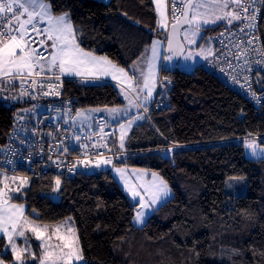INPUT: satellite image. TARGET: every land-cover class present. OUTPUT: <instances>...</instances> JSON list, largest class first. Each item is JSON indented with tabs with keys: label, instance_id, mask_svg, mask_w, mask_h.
Segmentation results:
<instances>
[{
	"label": "trees",
	"instance_id": "1",
	"mask_svg": "<svg viewBox=\"0 0 264 264\" xmlns=\"http://www.w3.org/2000/svg\"><path fill=\"white\" fill-rule=\"evenodd\" d=\"M45 1L54 15L70 14L82 49L132 74L153 41L166 38L153 0ZM226 26L209 27L207 35ZM203 64L193 72L164 69L162 103L132 130L126 145L130 154L117 162L157 171L174 191L145 226L134 225L139 204L133 205L110 170L44 176L14 200L27 204L29 217L43 224L73 218L87 264H264V159H248L239 142L252 137L264 145V102L256 108ZM65 90L78 113L125 103L112 82L66 78ZM17 110L11 101H0L1 142ZM170 147L172 157L164 156ZM57 178L61 183L55 190ZM52 193L60 194L62 203L44 197ZM38 245L33 242L36 259L26 256V264H39ZM0 260L15 264L4 241Z\"/></svg>",
	"mask_w": 264,
	"mask_h": 264
},
{
	"label": "snow or ice",
	"instance_id": "2",
	"mask_svg": "<svg viewBox=\"0 0 264 264\" xmlns=\"http://www.w3.org/2000/svg\"><path fill=\"white\" fill-rule=\"evenodd\" d=\"M153 2L160 16L157 23L164 27L167 25L168 0H153ZM171 3L175 23L172 24L171 38L168 40L169 51H173V38L178 35L179 27L184 24L193 28L191 34L187 30L184 33V38L189 43H195V37L199 34L202 25L217 21H227L228 24H232L234 21L247 20L246 27L254 29L257 12L255 5L257 3L264 5V0H180L179 5L176 0H171ZM201 9L211 11L202 12ZM177 12H179L178 15ZM45 23L46 27L41 28L40 25ZM75 33L76 29L73 27L70 14L65 12L59 16L53 15L51 4L45 0H0V85L12 84L13 81L19 80L23 86L25 81L30 80L32 85L43 89L47 82L49 91L43 94L48 95L54 92L59 95V92L55 91L59 87V83L56 82H61L62 76L87 78L111 75L113 79L120 80L122 84L127 81L131 91L137 90L132 85L135 73L129 76L124 68L117 67L106 57H96L85 52L77 42ZM38 36L45 38L37 42L35 37ZM248 42L252 43L251 40ZM159 43V41L152 43V56L147 60V73L137 65L133 66L140 71L143 77V86L140 90L147 89L145 99L151 97L155 86V61L158 58ZM34 44H37V47H33ZM164 59L168 60L171 57L166 56ZM25 94H28L27 90L21 92V95ZM129 103L132 101L130 100ZM109 111L115 114L119 109ZM121 128L123 129L124 126L121 125ZM124 135L122 131L121 147H123ZM248 147L253 148L255 153V145L249 144ZM67 150V148L64 149V151ZM109 162V160L98 161L96 167H99L101 163ZM69 171L72 169L70 168ZM117 172H122V170L117 169ZM153 177L156 179L155 173ZM5 179L7 180V177ZM11 179L13 182L19 179V186L11 189L8 183L0 182L3 183V187H0V234L7 237L15 264H26V256H30L33 260L36 259L35 253L30 251L28 238L25 235L28 231L37 240L42 241L38 245L43 249L39 264H75L83 260L82 249L78 246V236L71 222L55 226L51 234H48L49 225L36 224L34 220L28 219L25 215L23 204L10 202L14 198L19 199L18 196L13 197L10 193L12 191L20 193L28 184V178L13 176ZM60 183V179L57 178L55 190L59 189ZM153 187L154 191L152 188H145L151 204H155L161 196L169 194L167 184L163 180ZM130 191L134 199L137 196L141 197L139 203L142 208L147 206L140 192ZM143 218L144 212H137L136 222L143 223ZM62 228L65 231L62 232ZM53 236L59 243L55 245L48 243ZM14 237L24 238L26 246L19 247ZM0 264H4V261L0 260Z\"/></svg>",
	"mask_w": 264,
	"mask_h": 264
},
{
	"label": "built area",
	"instance_id": "3",
	"mask_svg": "<svg viewBox=\"0 0 264 264\" xmlns=\"http://www.w3.org/2000/svg\"><path fill=\"white\" fill-rule=\"evenodd\" d=\"M169 3L171 22L175 23L171 0ZM176 3L179 5L180 1L176 0ZM255 7V28L246 27L247 20L235 21V25L226 26L216 33L213 39L215 54L203 64V68L260 109L264 102L263 6L257 3ZM44 38L35 37L37 42ZM65 79L62 76L61 82H56L59 87L55 91L59 95L54 92L43 94L49 91L47 82L43 89L32 85L30 80L23 86L20 81L15 84L18 86L11 102L18 110L6 141H0V177H27L29 182L24 188L27 189L48 175L59 178L87 175L102 157L122 162L129 156V151L122 152L112 147L110 136L113 128L106 117L95 116L90 126L80 123L75 99L66 94ZM23 90L28 94L21 95ZM161 103L157 97L144 112L148 114L153 106ZM65 148L68 150L64 151Z\"/></svg>",
	"mask_w": 264,
	"mask_h": 264
},
{
	"label": "rangeland",
	"instance_id": "4",
	"mask_svg": "<svg viewBox=\"0 0 264 264\" xmlns=\"http://www.w3.org/2000/svg\"><path fill=\"white\" fill-rule=\"evenodd\" d=\"M98 1H101V0H98ZM200 11L210 12L211 10L201 9ZM214 24L215 23H208L206 25H202L200 28L199 34L195 37V43H189L187 40H185L184 38L185 31L187 30L189 34H191V32L193 31V28H186L182 35L183 41L186 45V52L180 60H177L175 56L173 55H169L171 59H168L167 69H173L175 67L176 68L178 67L179 69L185 72H193L196 69V67L201 66L205 61L212 58L214 52L216 51L214 42H213L214 35L213 34L207 35L206 30L209 27H213ZM190 38H191V35H190ZM134 65H136V63ZM135 69L136 68L132 66V71ZM18 81L19 80H15L12 82V84L0 85V101H3V100L11 101L13 99L15 95L16 87L18 86V85L15 86V84ZM118 88L121 90V95L123 99H127L128 98L127 92L123 88H121V86H118ZM124 104L125 105L119 106V107L90 108V109L81 110L79 111L80 115H78L77 119L80 121V123H85L90 126V125H93L95 121V118H94L95 116L103 115L104 117H106L108 122H110L111 126H116L113 136L117 139L118 150L124 152L126 151V145H127L129 136L132 130L135 128L136 123L146 120L147 118L146 116H148L145 112L143 113V111L141 110L140 106L137 103H134L133 101L132 103H129L128 101L127 103L125 102ZM110 109H119V111L115 114L112 113V115H110L111 114L109 111ZM133 111H137L138 115L136 117L130 116V113H132ZM124 116L128 118H125V119L122 118ZM113 119L115 121H113ZM130 121H131V124L129 125ZM121 125L124 126L123 129L121 128ZM122 131L125 133L124 139H123V147H121V132ZM239 142L243 144L244 150H245V156L248 159H253V160L264 159V156H262V154H264V145L260 142L258 138L248 137V138L239 140ZM249 144L255 145V153L253 152V148L248 147ZM173 153H174L173 147L167 148L163 151V154L166 157H172ZM102 160H105V158L102 157L99 159V161H102ZM117 169H121L122 172H117ZM102 170H110L112 172V175L116 178V180L119 182V184L121 185V187L123 188L127 196L132 201L133 205L139 204V207L137 208V211L135 213V217L137 215V212H141V211L144 212V218H143L144 222L143 223H137L134 217V225L139 228L145 226L149 218L157 211V209L161 207L163 204H165L167 201H169L174 196L173 189L170 187L168 182L162 177V175L159 174L157 171L139 168V167H133V166H129L126 164L110 161L109 163H106V164L101 163L99 168L94 167L91 170V173H98ZM153 173L156 174V179H154ZM5 177H7V180L5 179ZM12 177L13 176H1L0 182L8 183L9 187L11 189H14L19 186L20 180L17 179L15 182H13L11 179ZM160 180H163L167 184L169 194L167 196H161V198L155 204H151L149 194L145 192V188H152V190L154 191L155 189L153 186L159 184ZM3 183H0V185H2L1 187H3ZM130 190H135V191L140 192L147 206L142 208L139 203L141 197L137 196L134 199ZM65 221L66 222L70 221L71 224L72 222H74L73 218H68ZM38 224H41V223H38ZM75 232H76V235L78 236L77 229H75ZM48 234H51V233L48 232ZM31 241L32 240H28V244L30 245V251L34 252V248H33ZM33 241H37L41 244V241L37 240L35 237ZM48 243L55 245L59 243V241H57L56 238L53 236L52 240L48 241ZM78 246L81 248L79 237H78ZM42 253H43V249L41 248V255ZM80 263L87 264L86 260L84 259V256H83V260H81Z\"/></svg>",
	"mask_w": 264,
	"mask_h": 264
},
{
	"label": "crops",
	"instance_id": "5",
	"mask_svg": "<svg viewBox=\"0 0 264 264\" xmlns=\"http://www.w3.org/2000/svg\"><path fill=\"white\" fill-rule=\"evenodd\" d=\"M101 1H104V2H110L111 0H101ZM180 1V0H178ZM170 0H168V6H167V9H166V15H167V25L164 26V27H161L160 26V29L161 31H163L166 35V38H162V39H155L154 41H159V47H158V58L156 59L155 61V64H156V74H155V86H154V89H153V92H152V95L151 97L145 99V96L147 94V89H143L142 91L140 90L143 86V77L141 76V73L139 70H137V68L135 70H133V73H135V78L134 80L132 81V85L136 87V91H131V89L129 88V85H128V82L125 81L123 84L120 82V80L118 79H113L111 75H99L97 77H80V76H64L65 78H76V79H80L86 83H92V84H98V83H103V82H112L114 83L117 87L118 86H121V88H123L127 94H128V98L127 99H124L125 102L127 103L128 101H133L134 103H137L141 110L143 111L144 113V110L147 108H150V106H152L155 102V100L157 99L158 95H159V91L161 89V84H162V79H163V71L164 69L167 68V64H168V60L164 59V57L166 56H169L166 52V43H167V35H168V31L170 29V26L172 24L171 22V16H170V6H169V3ZM54 14V13H53ZM57 16V15H55ZM159 16V14H158ZM159 20H160V16H159ZM235 23V21L232 23V24H228L227 21H219L217 23L214 24V26L216 25H219V24H226L227 26H231ZM42 28L43 27H46V23L45 24H41L40 25ZM49 43H51L49 41ZM84 50V49H83ZM85 52H88L86 50H84ZM91 53V52H89ZM93 56H96V57H101V56H97L93 53H91ZM215 54V52H214ZM213 54V56H214ZM152 56V51L151 49L149 50L148 53H146L145 55L142 56V58L140 60H138V62H136V65L140 68V69H143L145 73H147V60ZM212 57V56H211ZM206 62V61H205ZM118 67V66H117ZM121 68V67H119ZM176 68V67H175ZM129 74V76H132L133 74L130 73L128 70H126ZM120 90V89H119ZM121 92V90H120ZM128 100V101H127ZM125 105V104H124ZM138 110V109H137ZM141 111V113H142ZM111 113V112H110ZM109 113V114H110ZM132 114V115H131ZM112 115V113L110 114ZM138 114H137V111H133L132 113H130V116H133V117H136ZM147 117V116H146ZM122 118H128L126 116L122 117ZM113 121H115L113 119ZM145 120L141 121V122H138L136 123L135 127L137 125H139L140 123L144 122ZM110 124V122H109ZM111 126V125H110ZM113 128V132L111 134V141L113 143V147L118 149V143H117V139L113 136L114 135V130L116 128V126H111ZM126 151H128L126 149ZM99 168V167H98ZM2 185H0L1 187ZM10 188V187H9ZM24 190V188H23ZM23 190L20 192V193H17L15 191H12L10 194L13 196V197H17L19 196ZM11 203H14V204H23L24 205V211H25V215L28 217V219L30 220H33L31 217H29L28 215V205L25 204V203H21V202H17L15 201L14 199H12L10 201ZM35 221V220H34ZM36 224L40 223L38 221H35ZM66 223V221H63L61 223H57V224H38V225H49V233H51L52 229L57 226V225H64ZM42 225V226H43ZM71 226L76 229V226H75V223L72 222ZM61 231H65L64 228L61 229ZM26 237L28 238V240H32V245H33V240H34V237L32 235V233L30 231L26 232ZM0 236H2V234H0ZM79 237V236H78ZM15 239V242L17 243V245L21 248L25 247L26 245L24 244V238H21V237H14ZM1 241H4L5 242V251L7 252H11V246L8 244V241H7V237L6 236H2V238H0V242ZM37 242V241H36ZM80 242V241H79ZM39 243V242H38ZM42 243V241H41ZM40 244V243H39ZM29 245V244H28ZM81 261H78L77 263L75 264H81L80 263Z\"/></svg>",
	"mask_w": 264,
	"mask_h": 264
},
{
	"label": "water",
	"instance_id": "6",
	"mask_svg": "<svg viewBox=\"0 0 264 264\" xmlns=\"http://www.w3.org/2000/svg\"><path fill=\"white\" fill-rule=\"evenodd\" d=\"M172 24L170 26V29H169L168 35H167L166 52L168 55H173V56H175V58L177 60H180L186 52V45L183 41L182 35H183L184 30L186 28H190V27L187 24H184V25L179 27L178 35L175 36V38H173V44H172L173 51H169L168 40H169V38H171ZM44 197L52 200L56 204L62 203V196L58 193L44 194ZM32 215L35 218L39 217V215L36 214L35 212Z\"/></svg>",
	"mask_w": 264,
	"mask_h": 264
},
{
	"label": "bare ground",
	"instance_id": "7",
	"mask_svg": "<svg viewBox=\"0 0 264 264\" xmlns=\"http://www.w3.org/2000/svg\"><path fill=\"white\" fill-rule=\"evenodd\" d=\"M264 6V5H263ZM263 9V8H262ZM263 15V14H262Z\"/></svg>",
	"mask_w": 264,
	"mask_h": 264
}]
</instances>
